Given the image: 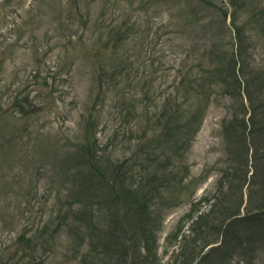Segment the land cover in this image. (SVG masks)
I'll list each match as a JSON object with an SVG mask.
<instances>
[{
  "label": "rangeland",
  "instance_id": "1",
  "mask_svg": "<svg viewBox=\"0 0 264 264\" xmlns=\"http://www.w3.org/2000/svg\"><path fill=\"white\" fill-rule=\"evenodd\" d=\"M261 205L264 0H0V264H264Z\"/></svg>",
  "mask_w": 264,
  "mask_h": 264
},
{
  "label": "trees",
  "instance_id": "2",
  "mask_svg": "<svg viewBox=\"0 0 264 264\" xmlns=\"http://www.w3.org/2000/svg\"><path fill=\"white\" fill-rule=\"evenodd\" d=\"M90 145H91L90 147L92 149V152H91V154H89L87 160H90V159L94 160L95 153L97 152V151H95L97 149V145L94 144L91 139H90ZM123 174L124 173H121L120 172L119 175L121 177H123ZM124 190H126V189L124 188ZM111 203L112 202H110V204ZM134 204H135V202H134ZM136 206H137L138 213L140 214L139 215V218L140 219H143L145 222H147V224H149V219H148V216H147V212H149V209L147 210V206L143 207L140 204H139V206L136 204ZM263 206L264 205H261V208L264 210V207ZM128 211H129V213L133 214L131 206L128 207ZM233 216H235V215H233ZM200 218H203V216H200ZM231 218H232V216H228V217H224V218H221V219H222L224 225H227V223L229 222V220ZM139 224H140L141 231L146 232V230L143 227L142 222H140ZM114 225L115 224H114V221H113L112 224L110 225L111 228L106 233V238H107L106 243L107 244L105 245V247H104V249L102 251L103 258H104V264H117V263H121L123 261L125 263H127V264H131V262H130L131 259L134 258V257H136V256L135 255L130 256V254L128 256V254L126 252L127 250H124V248L120 247L119 243L116 242V240H115L116 237H115ZM197 230H202V228H198ZM148 232H149V230H148ZM145 234L146 233H144V236H142L143 238H145ZM149 240H150V238H149ZM195 251H196V249L194 250V247L191 248V254H190L191 257L189 256L188 261H187L186 264H194L195 260L198 258V256H197L198 254L195 255ZM147 252H154V250L151 247V249H148ZM193 252H194V255H193ZM118 258H120V260Z\"/></svg>",
  "mask_w": 264,
  "mask_h": 264
}]
</instances>
